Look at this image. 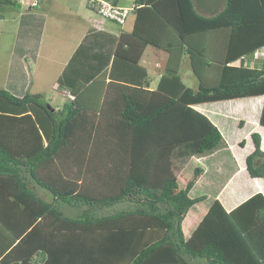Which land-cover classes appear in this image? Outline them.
<instances>
[{
    "label": "trees",
    "instance_id": "trees-1",
    "mask_svg": "<svg viewBox=\"0 0 264 264\" xmlns=\"http://www.w3.org/2000/svg\"><path fill=\"white\" fill-rule=\"evenodd\" d=\"M134 2L132 33L141 31V43L118 38L113 53L74 87L66 76L72 58L58 83L73 99L60 110L47 109L41 94L15 95L8 87L15 82V89L24 91L28 84L23 58L35 60L45 19L28 13L20 18L0 88V264H264V195L253 191L256 185L235 196L229 192L243 186L234 183L245 180L242 176L264 177L261 134L251 132L253 150L235 174L239 164L224 135L213 117L198 109L264 97V0ZM0 5L17 6L14 0ZM25 17L35 18L38 29L28 30ZM139 21L149 23L147 30ZM168 32L178 45L158 42ZM147 43L169 54L152 91L141 89L149 82L138 64ZM185 54L198 80L195 89L179 72ZM121 62L134 67L129 76L119 73ZM205 72L213 78L204 79ZM107 77L129 90L123 106L110 110L107 122L89 127L77 122L84 110L99 111ZM88 88L92 95L85 93ZM138 90L148 98L137 99L132 92ZM249 119L238 118L235 129ZM257 122L264 128V99ZM86 136L104 149L93 164L127 171L112 194L82 193L78 175L64 170L63 153ZM182 159L179 181L172 169ZM206 199L205 214L185 235V217Z\"/></svg>",
    "mask_w": 264,
    "mask_h": 264
},
{
    "label": "crops",
    "instance_id": "crops-1",
    "mask_svg": "<svg viewBox=\"0 0 264 264\" xmlns=\"http://www.w3.org/2000/svg\"><path fill=\"white\" fill-rule=\"evenodd\" d=\"M118 5L131 7L135 5V2L134 0H119ZM12 9H16L17 11L14 39L17 33L19 20L22 16L26 15V13L43 16L45 19L42 31L39 33L41 34L40 44L37 49L35 60L30 58L28 55L23 58L25 72L29 79L28 84L26 85L24 91L21 89L16 90L15 82L9 83L8 87L13 90L11 92L15 95H21L27 92L30 94H41L45 98L49 92L48 87L50 86L52 88L56 85L57 91H59L61 95H64L67 101L62 103L58 102L55 105H52L49 102V105L53 107L54 110H60L63 105L70 100L67 95V93H70V90L60 86L58 84V79L68 64L72 62V58L74 60L72 66H68L69 68L66 76L68 85L74 87V85L76 86L79 82H82L84 79L92 76L91 73L95 70L94 65L98 63L97 61L103 63L105 60V54L109 51H112L113 53L116 48V40L118 38H121L123 44L125 42H130L134 46H136V44L139 45L142 41V37L138 34L141 31L136 32V34L132 33L136 20L135 12H132L128 16L123 26H118L109 20L102 19L101 17H95V9L89 5L87 0H45L41 6L36 9H22L18 5L16 7L12 6ZM22 19L28 23V30L33 29V27L38 29L37 26L32 25L35 18L31 19L30 17H25ZM148 24V22L144 23V21H141L140 23L139 21L137 26H144V29L147 30L146 28L149 27ZM114 25L117 27H114ZM158 42L162 45L168 46L172 44L178 45L169 32L160 36ZM83 45H85L84 48H81ZM80 48L81 50H79ZM99 54L102 55L100 58H98ZM168 55L169 54L166 50L159 49L151 43H147L144 46L139 56L138 64L145 68L148 74L147 79L149 83L141 89L152 91L156 88L157 83L167 65ZM10 62L11 59L9 58L5 78H7ZM183 63H186V68H188V70L182 69ZM120 65L119 70H121V72L119 73H123V76H129V72L134 70V67L127 62H121ZM106 68L109 70L110 63H108ZM189 69H191L189 65V58L187 54H185L181 59L179 72L180 74L182 72L187 78H193L195 75L191 69L192 74L190 76ZM212 76L213 74L207 75L206 72L203 73L204 79L213 78ZM181 77L183 78V76ZM120 84H123V82L120 83L113 81L110 77H107L99 111L84 110L82 113V119L77 122H84L87 127L95 126L96 124L98 125L100 124L99 122H107L106 116L111 114L110 110H113L114 108L120 109L123 106V94L127 93L129 95V90ZM197 85L198 81L193 83V86L188 87L195 89L197 88ZM85 93L89 96L94 93V90L92 88H88ZM132 94L137 99L142 101L148 98V94L141 90L132 92ZM106 98H108V100ZM263 99L264 97L256 98L255 100H229L225 102H216L208 106L198 107L199 110L209 115V117H213L214 123L224 135L225 147L230 149L239 164V170L235 174L245 168V157L253 150V144L250 138L251 132H260L261 148L264 151V128H261L257 122V113ZM87 102L89 104L92 103L91 101ZM238 118L250 119L246 120L242 128L235 129ZM242 131L244 132V136H242ZM242 140H245V144L244 146H239L238 143ZM74 142L76 145L72 147L73 149L68 150L67 153H63L65 154L64 156H66V158H64L65 162L63 166L66 172H71L68 169L76 171L77 169L82 168L84 170H78V172L83 174V172L89 173V170L91 171L92 169L103 168L92 166L95 165L93 162L99 159L96 155L100 156L104 151L103 148L99 147V140L97 141L94 139L93 142V138H88V136H86V138H80L78 140H74ZM75 146H77V150H75ZM69 162H71V166L67 165ZM73 163L78 165L74 166L75 164ZM185 164L186 163H184L183 167ZM183 167H181V170L178 171L181 172ZM122 170L124 171V168H122ZM180 174L181 173H179V175ZM240 178L245 180H239L234 183L243 186L236 187V189L230 187L229 192L232 196H235L240 192L242 194L244 191H252V185H256L257 187V189L253 190L254 192L259 191L264 195V177L249 179L248 177L244 178L242 176ZM205 211L206 207L204 209V212ZM203 213L195 210V212H189L187 214L183 224V231L185 235H189L191 232V230L188 232L184 230L185 224H188V226L189 224L194 226L201 220L200 216H202Z\"/></svg>",
    "mask_w": 264,
    "mask_h": 264
},
{
    "label": "rangeland",
    "instance_id": "rangeland-1",
    "mask_svg": "<svg viewBox=\"0 0 264 264\" xmlns=\"http://www.w3.org/2000/svg\"><path fill=\"white\" fill-rule=\"evenodd\" d=\"M0 88H4L5 85V81H6V70L8 67V62H9V58H10V54H11V49H12V45H13V40H14V32H15V25L17 22V11L16 9H12V6L10 5H0ZM95 17H100L96 12H95ZM114 27H117L116 25H114ZM182 69H187L186 68V63L182 64ZM191 69H189V73L191 76ZM181 76H183L182 80L184 82V84L186 86H193V83L197 82V78L195 76L189 77L187 78L185 75H183V73L181 72L180 74ZM34 76V75H33ZM59 84V83H58ZM29 89V88H28ZM31 90H33L32 88H30ZM48 94L47 96L44 98L42 96L41 100L45 103L49 102L52 105H55L56 103H62L67 101L66 98L64 97V95H61L59 91H57V86H53L52 88L49 86L48 87ZM53 99V100H51ZM91 138H93V142H94V137L91 136ZM112 149V148H111ZM97 150V149H94ZM103 151V150H102ZM96 157L98 158V156L96 155ZM112 160H114V156L112 155ZM64 158H63V160ZM184 159L182 160H175L174 161V168L173 173H176V176L178 177L179 181H183L182 177L179 175V171L181 170V167H183L184 163L183 162ZM71 162L67 163V165L71 166L70 164ZM74 166L78 165L76 163ZM106 165H109L108 162H106ZM111 165V164H110ZM108 166L107 168H100V169H92L91 171L89 170L88 172H83V174L79 173L78 170H84L82 168L75 170L72 169H68L70 172H66L69 175H72L74 177H78V184H79V190L82 193L88 194L90 195H95L93 197L99 198V197H103L106 196V194H112V190H115V184H117L119 181H124L125 180V175L126 172L125 168L124 171L122 170V168H117V169H113V167ZM93 167H101L102 165H92ZM223 170L229 169L228 166H222ZM179 170V171H178ZM123 171V172H122ZM92 172V173H90ZM226 171H223L222 173H225ZM106 174H110L108 176H103L104 180H99L100 176L102 175H106ZM73 177V178H74ZM185 181V180H184ZM122 183V182H121ZM121 184H119L118 187H120ZM42 189H40L39 192H41ZM43 191V190H42ZM200 193V192H199ZM205 203L207 202V199L204 200L202 203L198 204L197 208H195L194 210L200 211V213L204 212L205 209ZM203 204V205H202ZM234 204V203H233ZM202 208V209H201ZM206 212V211H205ZM205 212L202 214V216H200V219L203 217V215L205 214ZM199 216V215H198ZM198 223H196L194 226L190 225L188 226V224H185V231L188 232L189 230H193L196 225ZM184 228V226H183Z\"/></svg>",
    "mask_w": 264,
    "mask_h": 264
},
{
    "label": "built area",
    "instance_id": "built-area-1",
    "mask_svg": "<svg viewBox=\"0 0 264 264\" xmlns=\"http://www.w3.org/2000/svg\"><path fill=\"white\" fill-rule=\"evenodd\" d=\"M20 7L23 9H36L45 0H14ZM91 3H94L96 11L99 16L103 19L115 21L119 24H123L130 13L133 12L134 6L124 7L111 3L107 0H89ZM68 97L73 99V95L67 93Z\"/></svg>",
    "mask_w": 264,
    "mask_h": 264
},
{
    "label": "clouds",
    "instance_id": "clouds-1",
    "mask_svg": "<svg viewBox=\"0 0 264 264\" xmlns=\"http://www.w3.org/2000/svg\"><path fill=\"white\" fill-rule=\"evenodd\" d=\"M88 1V3H89V5L90 6H92V7H94L95 8V12L97 13V11H96V7H95V5H94V3H91L89 0H87ZM17 4V3H16ZM18 5V4H17ZM116 5H118V4H116ZM19 6V5H18ZM120 6V5H119ZM134 6V10H135V8H136V6L135 5H133ZM20 7V6H19ZM132 7V6H131ZM22 8V7H21ZM23 9V8H22ZM134 10H133V12H134ZM98 14V13H97ZM131 14V13H130ZM99 15V14H98ZM103 19V18H102ZM105 20H107V19H105ZM109 21H111V20H109Z\"/></svg>",
    "mask_w": 264,
    "mask_h": 264
},
{
    "label": "water",
    "instance_id": "water-1",
    "mask_svg": "<svg viewBox=\"0 0 264 264\" xmlns=\"http://www.w3.org/2000/svg\"><path fill=\"white\" fill-rule=\"evenodd\" d=\"M46 108L50 109L51 111L53 110L49 104H46Z\"/></svg>",
    "mask_w": 264,
    "mask_h": 264
}]
</instances>
